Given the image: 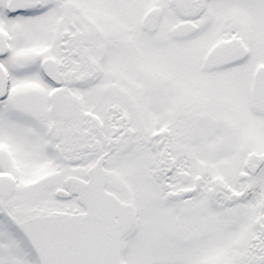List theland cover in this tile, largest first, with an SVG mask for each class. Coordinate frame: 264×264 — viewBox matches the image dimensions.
Returning <instances> with one entry per match:
<instances>
[{"label":"snow or ice","instance_id":"obj_1","mask_svg":"<svg viewBox=\"0 0 264 264\" xmlns=\"http://www.w3.org/2000/svg\"><path fill=\"white\" fill-rule=\"evenodd\" d=\"M0 264H264V0H0Z\"/></svg>","mask_w":264,"mask_h":264}]
</instances>
